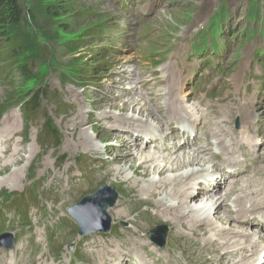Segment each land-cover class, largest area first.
I'll list each match as a JSON object with an SVG mask.
<instances>
[{"label":"rangeland","instance_id":"374dc122","mask_svg":"<svg viewBox=\"0 0 264 264\" xmlns=\"http://www.w3.org/2000/svg\"><path fill=\"white\" fill-rule=\"evenodd\" d=\"M19 2L24 12L23 21L7 29L5 40H1L0 37V118L5 112L0 128L5 125V116L13 113L18 124L15 141L21 150L26 147V152L21 160L10 166L0 164L4 169L0 173V183L3 180L0 191L7 190L0 193V204L16 201L27 205V202L36 201V204L44 205L47 211L51 209L54 214L49 213L45 222L49 228L46 237L49 232L56 234L60 243L58 247L65 252L62 261L65 263V258L77 250H80L84 259L92 261L91 250L87 244L93 238L84 240L87 235L100 233L81 235L76 220L70 213L68 214L69 207L79 205L85 197L94 195L99 187H110L118 197L116 204L107 210L111 218V229L123 233L127 229L134 231L136 227L134 220H140L143 226L149 223L144 212L146 207L133 209L132 215L120 222L113 219L110 210L114 209L119 201L126 199L139 201L140 205L158 203L164 194L162 189L164 180L158 182L161 195L154 196L152 192L144 190L143 187L153 178V170L148 164L146 166L149 168L144 169V165L139 161L136 162V175L129 167L131 159L137 161L138 157H141L143 160L145 154L135 150L132 158L126 154L127 151L122 152L120 156L116 150L119 145L124 144L121 135L114 136L117 131L114 128L110 129L107 121L105 122L107 129H104L94 118L78 115L77 111L84 103L82 100L92 103L93 108L107 112L118 111L117 113L124 114L130 112L127 108L123 109V101L128 98L119 96L125 89L128 90L130 83L123 77L127 74V68L124 67L129 59L139 69L140 77L156 80L157 85L150 88L162 95V99L165 100L166 90L158 84L164 74L159 72L162 67L161 64L158 65L157 60L160 54L171 53L168 59L174 60L173 65L177 59L174 55L180 54L177 66L183 62L185 67V73L180 79L182 95L191 97L190 101H184L183 104L191 114L194 113L197 120L206 109L204 106L198 107L203 100L206 103L209 99H219V103L227 104L228 107L224 109L227 112L229 107L238 103L242 97L258 106L259 103H263L264 108V87L261 86L264 85V50L260 52L258 59L255 58L257 49H264V39L255 36L256 32H263L264 35V0H19ZM254 36L256 41L250 43ZM248 38H251L249 42L244 41ZM175 41L176 45L170 49L171 43ZM15 46L19 50L16 54L6 50ZM223 58L224 67L218 64L210 76L205 73L215 68L212 61L217 63ZM120 79L123 82H120ZM42 92L45 93V97L38 99ZM34 98L41 102L39 112L34 116L24 115L22 105H26ZM227 112L225 115L228 116ZM250 116L232 115L231 130L239 131L242 119H250ZM237 121L240 122L239 128L236 126ZM44 125L50 135L42 132ZM184 126L189 128L188 135H194L191 125ZM184 126L174 122L170 131L174 134V140H184V137L180 136L181 128ZM24 130L30 136L29 143ZM52 132H55V139L51 138ZM263 147L264 144L259 150L261 149L260 152L264 154ZM102 149L115 152L116 160L113 165H109L111 158L107 154L95 156L99 155ZM33 153H38L40 157L35 165H32L35 158L29 156H33ZM179 153L181 152H177L176 155ZM30 159L32 160L29 161ZM45 161H48L46 162L48 168L56 172L52 183L42 189L31 185L32 182L26 185ZM39 183L42 185V181ZM253 183L258 188L256 177L253 178ZM39 192L44 194L42 198ZM5 193L9 194L6 199L3 198ZM29 194L33 196H28ZM202 199L195 198L192 193L189 197L198 208L201 202H197ZM228 203L232 206V202ZM227 208L226 201L222 217L227 214ZM239 208L242 209L240 206ZM138 212L143 214L137 217ZM34 213L36 214L35 210ZM259 213L264 216L262 212ZM35 219H39L37 214ZM259 219L264 220L260 216ZM60 222L63 223L61 229L56 230ZM232 223L231 227H235L234 223L242 226L246 222ZM159 225H164L168 229L165 249L173 248L181 263L187 264V257L196 258L203 254V245L196 244L184 235H181L183 238L177 236L178 229L174 230V227L164 220L154 223L148 232H143L147 241L152 243L151 246H154V243L148 234ZM215 226L223 232L222 228L226 227L220 222ZM51 227L54 231H50ZM205 229L206 227L199 226L193 233L191 230H184L190 232L189 234L198 235ZM45 232V227L38 225L35 226L32 236L26 234L23 238L21 233L6 231L5 233L13 237L14 246L12 249L7 248L3 242L11 243L12 240L6 238L0 242V250L7 258H11L12 250L21 247L15 250L14 258L10 260L12 264H37L38 261L52 264L53 254L51 250L45 249ZM217 233L218 230L211 231L204 239L213 242L218 240L224 242V238L232 239L237 241L229 243L233 248H241L248 242L247 234H244L246 242L243 243L235 234L224 236ZM248 233L255 235L253 242H260L258 238L260 233L257 229L254 233L253 231ZM31 242L35 243L32 245ZM214 244L216 243H211L210 246ZM220 252H215V255L219 256ZM239 264L246 263L241 261Z\"/></svg>","mask_w":264,"mask_h":264},{"label":"bare ground","instance_id":"6f19581e","mask_svg":"<svg viewBox=\"0 0 264 264\" xmlns=\"http://www.w3.org/2000/svg\"><path fill=\"white\" fill-rule=\"evenodd\" d=\"M174 56H176V60H179L178 55ZM125 68H127V74L123 77L130 83L127 87L128 90L125 89L119 96L128 98L123 101V109L127 108L130 112L124 114L117 113L118 111L111 113L99 110L93 108L92 103H87L83 99L84 103L80 101L82 105L77 113L82 117L94 118L104 129H107L105 124L107 121L110 124V129L114 128L117 131L114 136L119 137L121 135L122 142H124L123 145L117 147L116 151L119 155L127 151L126 154L128 153L132 158L135 155V150L145 154L143 160L141 157H138L137 161L131 159L129 170L136 175V162L142 163L144 169L149 168L146 166L148 164L153 170V178L143 189L152 192L154 196L161 195L158 190L160 188L158 182L164 180L162 184L164 194L159 198L158 203L155 202L152 205H140L141 202L128 199L119 201L117 206L110 210V214L115 221H123L125 217L132 215L133 209L145 206L147 209L144 212L149 223L143 226L140 220H134L136 226L134 231L127 229L125 234L119 236L115 241H109L107 238L105 240L98 239L94 234H90L93 239L88 242L87 246L91 250L92 261L88 260L86 264H183L179 261L175 252H171L164 261V252L160 254L153 253L151 245H149L146 236L143 235V232H148L154 223L162 220L173 226L174 230L178 229L177 236L183 238L181 235H184L195 241L196 244L203 245V254L196 258L187 257V264H235L237 261V264L241 261L251 264L252 259L257 256L256 253L262 252L264 247L254 244L248 246L247 249L233 248L229 246V243H237V241L224 238V242L219 240L213 242L204 239V237L211 231L218 230L219 233L217 234L219 235L230 236L235 234L240 237V241L245 243L244 234L250 230L251 219L253 220L257 214L264 217L259 213L264 214V154L260 152L261 149L259 150L261 145L264 144L263 103H259L258 106L256 103H250L242 97L238 103L233 104V106L229 105L227 112L224 111L228 107L227 104L219 103V99H209L206 103L203 100L201 104H198V107L204 106L206 109L202 111L201 118L197 120L194 113L191 114L183 104L184 101H190L189 98L191 97L189 95L183 97L180 77L174 76L171 78L166 74V71L174 69L171 61L167 68L162 70L164 77L158 83L166 90L165 100L162 99V95L155 93L150 88L157 85L156 80L140 77L139 69L131 59L128 60ZM175 71L176 73H182L181 68L178 67L175 68ZM120 82H123V80L120 79ZM143 91H145V94ZM189 94L192 96L191 93ZM225 112L228 113V116L225 115ZM255 113H258V115ZM234 114L251 115L250 119H242V127L239 131L231 130V117ZM174 122L180 126L191 125L194 130L193 137L186 136L185 131L180 132L184 140L179 145H174L172 143L174 134L170 132L173 129ZM4 123L5 125L0 128V164L10 166L24 157L26 147L21 150L15 141L18 127L16 116L13 113L7 114ZM165 127L166 129H164ZM121 131L122 133H119ZM24 133L29 143L30 136L25 130ZM141 145H144L143 148H141ZM122 147L123 149H121ZM215 147L218 148L219 152H214ZM102 150L99 155H93L100 157L107 154L111 158L109 165H113L114 160H116L115 152ZM177 152L181 153L176 155ZM237 155L242 156L243 161H239ZM29 156L35 158L32 165L38 163L40 158L38 153ZM46 162L48 161H45L42 167L29 178L26 185L32 182L31 185L39 186L42 189L43 187L47 188L52 183L56 172L49 169ZM1 166L0 173L4 170ZM242 173H246L248 176L242 180L236 179L231 182L233 183L231 188L221 182L219 178L221 176L227 182L228 178L241 176ZM59 175L61 176V174ZM254 177L257 178L258 188L253 183ZM200 178L203 180H199ZM2 181L1 186L3 185ZM39 181H42L43 186ZM6 191H0V193ZM191 193L197 199L203 198L197 202H201L200 208L195 205L196 203L189 200ZM220 194H224L225 199ZM226 201L228 204L227 214L222 217L224 202ZM228 202H232L233 207ZM239 206L242 207L241 210H238ZM142 214L138 212L136 216L140 217ZM226 216L232 220H229ZM180 220H184V222H180ZM232 221L233 223L238 221H245L246 223L241 226L233 224ZM254 221H259V219H254ZM218 222L222 226L229 224L228 227L222 228L224 232L215 226ZM231 223L235 227H231ZM42 224L43 221H40L39 225ZM181 225L184 227L182 228ZM199 226L206 227V229L204 232H199L198 235L189 234L190 232L186 231L191 230L193 233ZM238 232L241 234H237ZM248 236L252 240L249 233ZM260 241H263L264 244V240ZM211 243L216 244L210 246ZM18 248L21 247H15L12 250L13 255L11 258H7L0 250V264H12L10 260L14 258V252ZM139 251L143 254L139 255ZM215 252L221 254L217 256ZM135 258H137L136 261ZM37 264L45 263L38 261ZM262 264H264V261Z\"/></svg>","mask_w":264,"mask_h":264},{"label":"water","instance_id":"95a60500","mask_svg":"<svg viewBox=\"0 0 264 264\" xmlns=\"http://www.w3.org/2000/svg\"><path fill=\"white\" fill-rule=\"evenodd\" d=\"M116 200L117 194L113 189L104 186L95 195L88 196L79 205L71 207L69 212L78 221L81 234L109 231L110 219L106 211L116 203ZM165 237L166 233H163L158 237H153V241L163 245ZM12 245L11 243L6 247L12 248Z\"/></svg>","mask_w":264,"mask_h":264},{"label":"trees","instance_id":"16d2710c","mask_svg":"<svg viewBox=\"0 0 264 264\" xmlns=\"http://www.w3.org/2000/svg\"><path fill=\"white\" fill-rule=\"evenodd\" d=\"M23 19H24V12H23V9L21 7L19 0H0V37H1V40H5L7 38L8 28H10L11 26L20 24L23 21ZM6 50L8 51L10 50V52H12L13 54H16L17 51L19 52V50L17 49V46L10 48V49H6ZM43 97H45L44 92L39 94L38 99H42ZM40 103H41L40 101H36V98H34L26 105L23 104L25 114L33 115V116L36 115L37 112H39L40 110V107H41ZM45 126L46 125H44V127ZM43 132H45V130H43ZM45 133H47V135H50L48 134V130ZM51 134H52L51 138L55 139L56 138L55 132H52Z\"/></svg>","mask_w":264,"mask_h":264}]
</instances>
